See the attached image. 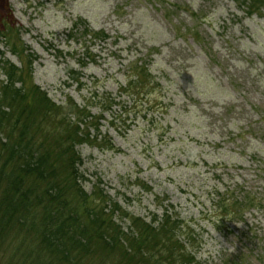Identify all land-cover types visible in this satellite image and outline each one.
Here are the masks:
<instances>
[{"label": "rangeland", "instance_id": "374dc122", "mask_svg": "<svg viewBox=\"0 0 264 264\" xmlns=\"http://www.w3.org/2000/svg\"><path fill=\"white\" fill-rule=\"evenodd\" d=\"M242 3L0 0V29L12 23L37 56L34 82L93 118L101 141L78 146L85 190L98 185L147 222L167 207L201 264H264V11ZM78 19L106 38L74 35ZM0 58L22 64L1 38ZM136 62L158 85L135 107L123 88ZM221 195L259 203L223 219ZM15 252L4 246L0 264H16Z\"/></svg>", "mask_w": 264, "mask_h": 264}, {"label": "trees", "instance_id": "16d2710c", "mask_svg": "<svg viewBox=\"0 0 264 264\" xmlns=\"http://www.w3.org/2000/svg\"><path fill=\"white\" fill-rule=\"evenodd\" d=\"M242 2L251 13L264 11V0ZM11 24L5 22L0 38L22 64L0 58L6 75L0 80V250L15 249L16 264H201L189 238H182L183 221L167 207L160 219L147 222L131 218L98 185L85 190L78 146L101 141L89 131L93 118L73 100L56 104L34 82L37 56ZM72 31L89 40L107 36L83 19ZM156 85L146 64L136 62L123 92L136 107L138 98L150 101ZM114 101L105 103L112 108ZM257 203L248 195H221L218 212L235 219ZM235 263L246 264L240 257Z\"/></svg>", "mask_w": 264, "mask_h": 264}]
</instances>
